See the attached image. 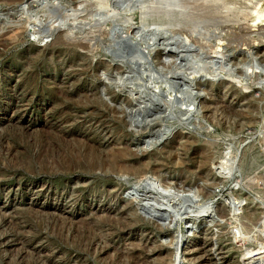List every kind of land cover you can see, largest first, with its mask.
I'll use <instances>...</instances> for the list:
<instances>
[{"label":"rangeland","instance_id":"1","mask_svg":"<svg viewBox=\"0 0 264 264\" xmlns=\"http://www.w3.org/2000/svg\"><path fill=\"white\" fill-rule=\"evenodd\" d=\"M164 1L0 0V264H264V0Z\"/></svg>","mask_w":264,"mask_h":264},{"label":"bare ground","instance_id":"2","mask_svg":"<svg viewBox=\"0 0 264 264\" xmlns=\"http://www.w3.org/2000/svg\"><path fill=\"white\" fill-rule=\"evenodd\" d=\"M164 1V0H163ZM172 1V0H171ZM186 1V0H185ZM188 1V0H187ZM164 2H166V0L164 1ZM169 2V1H168ZM167 2V3H168ZM177 2H179V1H176L175 3H174V0L171 2V4H168L169 6H167V7H163V10H164V8H166L165 9V12H164V14H163V12H161L162 13V15H166V16H162V19H164V20H166V21H171V22H173L174 21V19L176 20L178 17H180L181 18V15L179 14L180 12L178 11V10H176V9H180V7H179V5H178V3ZM223 2V1H222ZM203 3V2H202ZM206 3V2H205ZM204 3V4H205ZM213 3V2H212ZM154 4H155V2H154ZM159 4H161V3H159ZM158 4V5H159ZM172 4H174V6H175V8H173V6L171 7V5ZM218 4V3H217ZM160 6H162V4L160 5ZM164 6H166V4L164 5ZM208 6V5H207ZM217 6V5H216ZM100 7V6H99ZM153 7V6H152ZM155 7V6H154ZM153 7V8H154ZM156 7H158L157 6V4H156ZM156 7L154 8V9H156ZM195 7V6H194ZM204 8V7H203ZM220 8V7H219ZM225 8V10L227 9V8H230V9H234L232 6H225L224 7ZM157 9H161L160 7L159 8H157ZM157 9H156V11H157ZM205 9V8H204ZM229 9V10H230ZM262 9H264V8H262ZM262 9H260V10H262ZM181 10V9H180ZM197 10V9H196ZM200 10V9H199ZM235 10V9H234ZM239 10V9H238ZM205 11V10H204ZM237 11V10H236ZM184 12V11H183ZM225 12V11H224ZM238 12H240V11H238ZM228 13V12H227ZM234 13H235V11H234ZM242 13V12H241ZM182 14V13H181ZM158 15V14H157ZM178 15H180V16H178ZM196 15V14H195ZM236 15V14H235ZM234 15V16H235ZM237 16V15H236ZM166 17V18H165ZM175 17V18H174ZM173 18V19H172ZM179 18V19H180ZM168 19V20H167ZM173 21H172V20ZM261 19L262 20H264V13L262 14V17H261ZM176 21H178V19L176 20ZM195 22V21H194ZM98 27V26H97ZM159 28V27H158Z\"/></svg>","mask_w":264,"mask_h":264}]
</instances>
